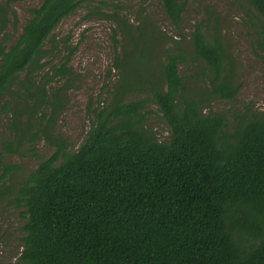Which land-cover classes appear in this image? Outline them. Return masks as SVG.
Instances as JSON below:
<instances>
[{
  "label": "trees",
  "instance_id": "1",
  "mask_svg": "<svg viewBox=\"0 0 264 264\" xmlns=\"http://www.w3.org/2000/svg\"><path fill=\"white\" fill-rule=\"evenodd\" d=\"M84 1L42 0L9 43L11 9L0 0V99L15 95V121L26 117L21 136L32 143L42 132L33 125L46 129L64 108L76 46L54 32ZM161 1L180 25L190 0ZM247 2L264 21V0ZM123 24L134 48L118 58L120 83L95 110L82 145L72 151L58 139L50 157L9 185L5 180L20 166L6 163L4 151L19 146L0 150V203L20 207L24 217L15 264H264V114L236 113L230 120L206 106L235 100L241 88L219 18L197 23L193 32L192 58L206 67L204 84L190 95L180 73L185 47L163 53L156 82L137 85L125 74L148 21ZM258 40L264 51V22ZM146 91L150 97L126 99ZM149 101L170 127L166 140L145 126Z\"/></svg>",
  "mask_w": 264,
  "mask_h": 264
},
{
  "label": "rangeland",
  "instance_id": "2",
  "mask_svg": "<svg viewBox=\"0 0 264 264\" xmlns=\"http://www.w3.org/2000/svg\"><path fill=\"white\" fill-rule=\"evenodd\" d=\"M2 1L10 5L7 32L12 34L9 43H14L25 23L33 16L31 9L38 7L42 0ZM209 17L219 18L225 43L231 46L237 60L236 79L241 88L235 100L216 99L207 104V108L225 113L230 120L236 113L252 111L264 114V51L258 40L264 21L247 0H190L178 26L164 12L161 0H85L74 14L60 22L54 32L61 41L69 39L68 42L76 46V51L69 63L72 76L64 108L48 120L46 129L33 125L34 131H42H38V140L32 143L30 137L21 136L27 119L25 117L19 123L15 121V95H4L0 99V150L10 142L19 146L16 153L4 151L6 163L20 166V170L13 172L5 183L20 182L41 160L54 153L58 139H64L72 151L82 145L95 120V110L112 100L113 91L120 83L122 76L118 58L134 48L128 40L123 21L135 28L148 21L143 35L135 43L138 48L129 58L130 68L125 74L130 79H133L131 75L134 76L137 85L156 82L157 75L161 73L158 61L163 53L177 52L178 47H185L188 60L180 65V73L187 83L185 94L190 95L204 84L201 72L202 67H206L203 61L195 62L192 58L193 32L197 23ZM157 28L160 29L161 45H157ZM2 37L0 35V40ZM65 53L61 51L58 55ZM65 81L61 80L55 86ZM150 96L149 91L130 92L126 99ZM148 111L144 121L146 128L160 140H166L170 127L154 101H149ZM23 225L20 207L6 201L0 203V264H15L20 257L25 235Z\"/></svg>",
  "mask_w": 264,
  "mask_h": 264
}]
</instances>
